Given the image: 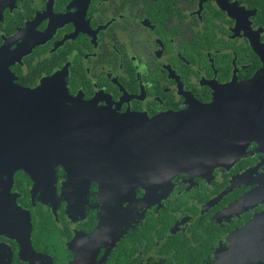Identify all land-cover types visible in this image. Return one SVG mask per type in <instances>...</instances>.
<instances>
[{"label":"flooded vegetation","instance_id":"1","mask_svg":"<svg viewBox=\"0 0 264 264\" xmlns=\"http://www.w3.org/2000/svg\"><path fill=\"white\" fill-rule=\"evenodd\" d=\"M263 3L0 0V97L42 87L117 115L191 111L263 66ZM19 114L0 113V264H264V133L226 126L220 156L185 150L168 183L104 198L64 158L14 165L37 163L34 116ZM170 129L176 145L210 131Z\"/></svg>","mask_w":264,"mask_h":264},{"label":"water","instance_id":"2","mask_svg":"<svg viewBox=\"0 0 264 264\" xmlns=\"http://www.w3.org/2000/svg\"><path fill=\"white\" fill-rule=\"evenodd\" d=\"M252 46L263 66L251 79L228 83L215 92L212 103L169 117L117 115L85 102L65 105L61 98L64 101L66 92L54 88L49 94L42 87L31 91L14 89L9 97H0V113L18 109L23 112L19 118L34 116V133L39 137L33 150L37 163L22 159L12 163L28 170L37 165L54 167L63 164L64 158L65 166L76 180L86 176L90 178L86 183L97 182L104 198L111 194L133 195L138 187L154 191L161 182L170 181L171 167L176 159L184 156L185 150L204 149L209 159L212 152L220 156V138L213 135L224 132V127L233 126L242 133H264V49L257 43ZM187 121L195 128L209 126L210 137L207 129L205 132L194 129L189 133L194 132L196 136L176 145L169 136L183 131L170 128L187 125ZM188 141L195 144L187 145ZM12 148V157L20 155V150H28L27 147ZM3 151L4 147L0 146V157ZM46 157L51 159L48 164L43 161Z\"/></svg>","mask_w":264,"mask_h":264},{"label":"trees","instance_id":"3","mask_svg":"<svg viewBox=\"0 0 264 264\" xmlns=\"http://www.w3.org/2000/svg\"><path fill=\"white\" fill-rule=\"evenodd\" d=\"M259 7H260V15L263 14L262 17H264V3H263L262 5L260 4ZM260 22H261V23H264V18H261V17H260Z\"/></svg>","mask_w":264,"mask_h":264}]
</instances>
